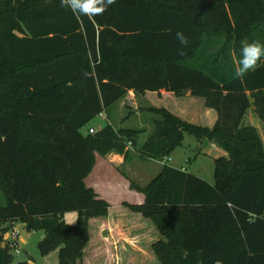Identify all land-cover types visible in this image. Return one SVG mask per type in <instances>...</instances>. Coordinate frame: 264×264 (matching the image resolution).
<instances>
[{
  "label": "trees",
  "instance_id": "trees-1",
  "mask_svg": "<svg viewBox=\"0 0 264 264\" xmlns=\"http://www.w3.org/2000/svg\"><path fill=\"white\" fill-rule=\"evenodd\" d=\"M177 31L190 39L183 55ZM212 39L214 64L230 62L234 72L243 41L264 44V4L116 0L102 15L84 16L61 0H0V264L13 262L3 237L14 222L43 233L41 255L57 249V264H81L90 227L122 208L156 230L159 264H264V143L255 127L241 125L251 106L264 124V58L239 79L187 65ZM129 91L198 97L215 111L208 129L141 109L159 118L139 151L165 157L184 132L213 142L227 154L214 159L213 185L164 165L145 187L130 184L142 204L115 212L85 185L95 154L125 160L127 144L136 146L135 129L107 124L81 134ZM67 213H76L73 225L63 221Z\"/></svg>",
  "mask_w": 264,
  "mask_h": 264
},
{
  "label": "rangeland",
  "instance_id": "rangeland-1",
  "mask_svg": "<svg viewBox=\"0 0 264 264\" xmlns=\"http://www.w3.org/2000/svg\"><path fill=\"white\" fill-rule=\"evenodd\" d=\"M217 42V39L205 41L199 49V56L196 55L194 59L187 61V65L200 70L206 67L210 69L216 67L218 68L216 71L227 73L228 76H235L230 62L229 64L221 63L219 66L218 63L214 64V61H212L211 56L218 50V46L215 44ZM135 95L140 94L135 93ZM159 100L171 104V101L166 97H159ZM196 100L202 102L200 99ZM126 104L127 106L123 105L122 107H118L117 103L112 105L109 111L107 109V111L98 115L87 126L81 129V134L86 135L89 127L99 130L105 125L110 124L117 129H135L136 131H140L136 146H133L131 143L127 145L128 155L125 159V164L121 168H117V171L114 169L116 167L115 162L111 161L113 157L109 159L110 166L104 163L102 157L98 156L94 171L85 179L87 187H93L94 192L108 201L111 211L114 210L113 212H115V208L120 207L123 201L137 202L138 197L135 193L139 192L131 189L130 184L134 182V185L140 186L139 188L145 187L160 173L164 165L175 169H185L188 173L201 178L208 184H214V159L226 157L227 154L224 150L213 142H209L208 140H206L207 143H205V140L200 142L193 134L184 132L181 145L174 148L165 157L156 160L140 158V147L152 131L153 120L158 119L159 116L148 113L145 110L141 111V109L137 110L138 115L134 116L131 113L132 108H134L131 102L126 101ZM140 105L144 106L143 109H163L154 107L147 102H143ZM184 110L187 112L188 119L195 120L197 118L195 112H189L188 108H184ZM250 116L255 117L252 106L246 111L241 125L255 127L262 143H264V132H262L264 124L257 117V119L251 121ZM184 122L197 126L193 123ZM257 122L259 128H257ZM114 215L115 213L112 214V216ZM75 220L76 213H67L63 216V221L67 225H73ZM104 223L105 225H100L99 228L97 227L99 225L95 226L94 223L90 227L91 238L81 264H159L151 250V244L157 240L158 234L149 222L122 208L121 213L117 217H110ZM13 225L19 234L20 248L18 254L10 250V253L14 257L11 264L24 262L27 264H57V249L44 256L38 250V243L43 237L42 232H28L22 227L20 222H14ZM8 233L4 235L3 240L8 238Z\"/></svg>",
  "mask_w": 264,
  "mask_h": 264
},
{
  "label": "crops",
  "instance_id": "crops-1",
  "mask_svg": "<svg viewBox=\"0 0 264 264\" xmlns=\"http://www.w3.org/2000/svg\"><path fill=\"white\" fill-rule=\"evenodd\" d=\"M159 97L168 98L171 101V104L166 103V102H161L159 100ZM196 99H200L202 102H200L199 100H196ZM121 100L119 102H117L118 107H122L123 105L127 106L126 101L131 102V105L134 107V108H132L131 113L134 116L138 115L137 110L144 108V106L142 107V105H140V104H142L143 102H147L154 107L163 108V109L169 111L171 114L175 115L176 117H178V118H180L186 122L193 123L197 126L208 128V129H211L213 127V125L216 121V118H217L215 111H213L212 109L206 108L204 106L203 99L195 98V97H191V96L176 97L173 93H168V92H163V91H161L160 93L146 92L144 95H135L134 92L129 91L127 93V95L123 98V100L122 101ZM183 101H186V102H183ZM183 103H185V104L181 105ZM184 108H186V109L188 108L189 112H192V113L195 112L196 113L195 115H197L196 116L197 118L195 120L194 119H188L187 112L184 110ZM109 109H111V108H109ZM109 109H108V111H109ZM253 119H257L256 116L255 117L250 116V120L252 121ZM257 124H258V122H257ZM257 128H259V124H258ZM144 132H146V131H144ZM97 157H98V155L95 154V163L97 162ZM111 157H113V160H111V161L115 162L114 164L116 166V167H114V166H112V167H114V169L116 171L118 170L117 168H121L125 164V160H124L123 156L118 155V154H113V153H111L105 157H102L104 160V163L107 165H110L109 159ZM95 166H96V164L94 165L91 173L94 171ZM91 173L88 176H90ZM84 183H85V180H84ZM133 184H135V183L133 182ZM90 188L93 189V187H90ZM133 193H135V192H133ZM95 194L98 196L99 199H102L108 203V201L105 198L101 197L96 192H95ZM135 194L138 197L137 202H135V203H131V202H127V201H123V202L129 203V204H137V205L142 204L144 201V196L140 193H135ZM13 228H14V225H13ZM14 229L16 230V228H14Z\"/></svg>",
  "mask_w": 264,
  "mask_h": 264
},
{
  "label": "clouds",
  "instance_id": "clouds-1",
  "mask_svg": "<svg viewBox=\"0 0 264 264\" xmlns=\"http://www.w3.org/2000/svg\"><path fill=\"white\" fill-rule=\"evenodd\" d=\"M115 2L116 0H61V6L78 15L97 16L102 15ZM176 39L182 46L177 50L178 54L183 55L190 39L183 31L176 32ZM262 58H264V44L259 41H243L235 65V77L239 79L250 71H254Z\"/></svg>",
  "mask_w": 264,
  "mask_h": 264
},
{
  "label": "built area",
  "instance_id": "built-area-1",
  "mask_svg": "<svg viewBox=\"0 0 264 264\" xmlns=\"http://www.w3.org/2000/svg\"><path fill=\"white\" fill-rule=\"evenodd\" d=\"M95 131H96L95 129L90 128L88 130V133L93 134ZM7 237L8 238H6V242H7L8 246H9L10 250H13L16 254H18L19 253V248H20L18 232L12 227V229L9 231Z\"/></svg>",
  "mask_w": 264,
  "mask_h": 264
},
{
  "label": "water",
  "instance_id": "water-1",
  "mask_svg": "<svg viewBox=\"0 0 264 264\" xmlns=\"http://www.w3.org/2000/svg\"><path fill=\"white\" fill-rule=\"evenodd\" d=\"M262 4H264V0H261ZM205 143H207V141L205 140ZM2 248H4V244H2Z\"/></svg>",
  "mask_w": 264,
  "mask_h": 264
}]
</instances>
